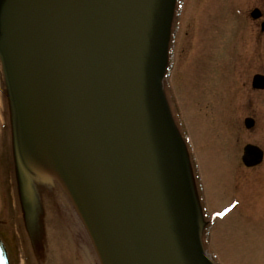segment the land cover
Wrapping results in <instances>:
<instances>
[{"label":"rangeland","instance_id":"obj_1","mask_svg":"<svg viewBox=\"0 0 264 264\" xmlns=\"http://www.w3.org/2000/svg\"><path fill=\"white\" fill-rule=\"evenodd\" d=\"M1 2L5 15L0 30L4 32L26 14L20 6H12L15 0ZM202 2L203 7L190 3L182 9L176 35L174 19L170 20L154 84L153 110L173 151L170 173L196 264H264V90L250 87L253 75L264 76V33L248 17L254 7L264 15V0ZM8 40L2 46L6 55L13 56ZM15 68L17 72L16 60ZM17 77L27 99L31 98L27 105H34L30 121L38 119L37 138L46 147L42 157L50 166L32 168L27 164L26 182L40 192L54 177L51 157H56L52 146L48 147L52 130L30 81ZM1 79L0 73V168L5 173L4 186L1 181L0 186L6 201V224L0 227V238L13 264H35L26 223L31 216H23L20 175L12 163L15 114L10 100H4L6 84L3 87ZM245 118L253 119L252 129L244 128ZM247 144L263 152L262 162L253 168L241 163ZM179 167L185 175V188ZM49 203L47 195L38 197L35 191L32 204L36 213L45 210L48 215ZM69 240L71 264H89L77 248L72 230Z\"/></svg>","mask_w":264,"mask_h":264},{"label":"water","instance_id":"obj_2","mask_svg":"<svg viewBox=\"0 0 264 264\" xmlns=\"http://www.w3.org/2000/svg\"><path fill=\"white\" fill-rule=\"evenodd\" d=\"M172 2L58 3L48 90L58 125L51 133L62 135L64 155L111 264H196L181 212L179 222L173 212L153 121L154 84ZM15 5L26 15L0 33V43L35 17L40 0H15ZM250 16L257 19L259 13ZM250 87L263 91L264 76L253 75ZM243 126L252 129L253 119L245 118ZM262 159L257 146L243 147L245 168ZM179 174L185 188L181 167ZM0 264H9L1 241Z\"/></svg>","mask_w":264,"mask_h":264},{"label":"bare ground","instance_id":"obj_3","mask_svg":"<svg viewBox=\"0 0 264 264\" xmlns=\"http://www.w3.org/2000/svg\"><path fill=\"white\" fill-rule=\"evenodd\" d=\"M59 1L40 0V6L35 17L8 40L13 57L18 65L17 74L27 77L30 81L37 96L40 110L44 113L47 126L51 130L58 125L48 90L52 86L53 78L52 63L56 43V19ZM153 121L155 134L162 148L167 166L165 177L169 196L172 204L177 209L174 210L173 207V212L179 222L181 208L178 200V190L173 185L170 173L174 155L155 113ZM49 145L52 146L56 157H51L52 162H55L53 165L54 185L63 203L64 212L73 231L77 248L80 250L83 259L89 264H111L87 204L76 184L71 165L64 155L62 135L51 134L48 147ZM44 148L46 151V147ZM183 233L185 234L184 230Z\"/></svg>","mask_w":264,"mask_h":264},{"label":"trees","instance_id":"obj_4","mask_svg":"<svg viewBox=\"0 0 264 264\" xmlns=\"http://www.w3.org/2000/svg\"><path fill=\"white\" fill-rule=\"evenodd\" d=\"M6 57L4 100L6 98L10 100L9 105L12 104V111L15 114L12 163L20 175L19 197L21 198L23 216H26L27 213H30L31 216L28 219L31 221L26 220V223L33 254L32 259L35 264H71L72 254L69 248V237L72 229L66 218L53 178L51 181L48 180L47 186L44 188L41 186L40 192H37L36 189L32 190L26 182L27 175L25 172L29 169L27 168L28 163L32 164V168H50V166L47 159L42 157L44 147L40 144V138H37L39 134L38 119L35 118V122L30 121V116L33 117L34 114V105H27L31 98L27 99L25 90L18 81L14 70V60L11 56L7 55ZM4 116L6 117V115ZM43 179L46 182V178ZM35 191L38 197L40 194H45L50 199L51 203L46 207V210H49L48 215L45 210L40 215L36 213V207L32 204ZM28 208L30 211H27ZM50 227L53 229L50 230Z\"/></svg>","mask_w":264,"mask_h":264},{"label":"flooded vegetation","instance_id":"obj_5","mask_svg":"<svg viewBox=\"0 0 264 264\" xmlns=\"http://www.w3.org/2000/svg\"><path fill=\"white\" fill-rule=\"evenodd\" d=\"M1 1L2 0H0V26L1 25L4 26L3 23H4L5 10L3 7L4 4ZM202 1L203 0H173L171 10H170V14H169L167 29L170 25L171 18H173L174 19L175 35H176V33L178 32V29H179V24H180L179 22H180L181 14H183L182 9H185L186 6H188L190 3L194 6L203 7ZM12 6H14V3H12ZM254 10H257L259 13V17L257 19H252L250 16V14ZM248 17L251 21L259 23V31L261 34H263L264 31H261V26L264 23V15L262 14L261 10L257 7L252 8L250 10V12L248 13ZM1 32L2 31L0 30V33ZM2 44H3V42L0 43V73H1V77H2V79H1L2 86L4 87L7 59H6V54H5V47L2 46ZM0 181H1V184H3V186H4L5 173H4L3 168H0ZM4 194H5L4 187L0 186V227H2L4 224H6V222H5L6 201H5V195ZM14 217H15V214H14ZM0 241L2 242L1 238H0ZM7 255H8V253H7ZM9 264H13V262L9 261Z\"/></svg>","mask_w":264,"mask_h":264}]
</instances>
